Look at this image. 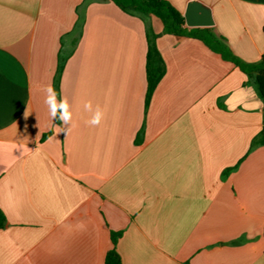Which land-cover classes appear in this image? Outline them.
Listing matches in <instances>:
<instances>
[{
  "label": "crops",
  "instance_id": "1",
  "mask_svg": "<svg viewBox=\"0 0 264 264\" xmlns=\"http://www.w3.org/2000/svg\"><path fill=\"white\" fill-rule=\"evenodd\" d=\"M83 1L0 0V264H104L111 231L122 264H264V100L202 41L157 39L166 73L146 110L144 22L92 2L55 90L71 131L55 133L44 89ZM168 1L261 60L264 0Z\"/></svg>",
  "mask_w": 264,
  "mask_h": 264
},
{
  "label": "trees",
  "instance_id": "2",
  "mask_svg": "<svg viewBox=\"0 0 264 264\" xmlns=\"http://www.w3.org/2000/svg\"><path fill=\"white\" fill-rule=\"evenodd\" d=\"M95 1L106 0H84L77 8L78 20L73 31L68 34L72 36L71 47L66 50L63 47L59 53V63L54 79L55 90L59 91L61 76L65 64L69 57L73 54L78 45L85 23L84 10L86 7ZM118 6L123 12L131 16L138 17L145 24L146 39H147V54H146V79L147 91L145 97V109L147 110L155 89L166 73V65L164 59L157 47V39L161 35H172L180 38H192L202 41L212 51L220 54L223 59L233 63L247 76L252 77L256 83L257 91L260 97L264 100V54L260 61L248 63L237 57L223 39L218 38L209 28H186V21L183 14L173 6L168 0H108ZM158 19L162 25L161 33H155L151 20ZM57 124L60 121L56 120ZM142 133V132H141ZM51 133L46 134L48 137ZM264 144V132L254 142V146ZM7 224V219L3 211L0 209V230L4 229ZM121 237L120 232L111 231L112 248L107 252L104 264H122L121 257L116 249L117 242Z\"/></svg>",
  "mask_w": 264,
  "mask_h": 264
},
{
  "label": "clouds",
  "instance_id": "3",
  "mask_svg": "<svg viewBox=\"0 0 264 264\" xmlns=\"http://www.w3.org/2000/svg\"><path fill=\"white\" fill-rule=\"evenodd\" d=\"M46 95L44 103L47 105L48 114L50 116L51 121L59 120L61 123L59 125H54V131L56 134L66 131L67 133L71 131V121H72V112L70 111V105L66 97H61L59 100L57 99V93L55 89L48 85L44 89ZM84 108L87 111L92 112V104L91 102H87L84 105ZM28 114L25 113V117ZM104 117V112L100 109L99 106L96 107L95 111L93 112L92 118L87 121V123L91 126H98L100 125L102 119ZM70 125V127H64ZM49 139H52L50 137Z\"/></svg>",
  "mask_w": 264,
  "mask_h": 264
},
{
  "label": "water",
  "instance_id": "4",
  "mask_svg": "<svg viewBox=\"0 0 264 264\" xmlns=\"http://www.w3.org/2000/svg\"><path fill=\"white\" fill-rule=\"evenodd\" d=\"M186 21V20H185ZM186 23H187V21H186Z\"/></svg>",
  "mask_w": 264,
  "mask_h": 264
}]
</instances>
